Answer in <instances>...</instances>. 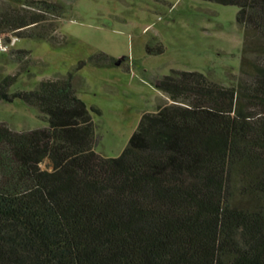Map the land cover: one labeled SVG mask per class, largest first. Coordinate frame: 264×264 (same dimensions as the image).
Segmentation results:
<instances>
[{"label": "trees", "instance_id": "16d2710c", "mask_svg": "<svg viewBox=\"0 0 264 264\" xmlns=\"http://www.w3.org/2000/svg\"><path fill=\"white\" fill-rule=\"evenodd\" d=\"M206 1L238 8L236 83L156 76L163 96L118 156L95 150L70 73L14 91L23 68L0 77V101L20 99L46 123L0 122V264H264V0ZM64 12L56 1L0 2V35L65 45ZM14 55L20 64L27 53ZM89 62L123 64L104 53Z\"/></svg>", "mask_w": 264, "mask_h": 264}, {"label": "rangeland", "instance_id": "374dc122", "mask_svg": "<svg viewBox=\"0 0 264 264\" xmlns=\"http://www.w3.org/2000/svg\"><path fill=\"white\" fill-rule=\"evenodd\" d=\"M12 1L16 0H0ZM47 1L65 6L58 32L67 43L52 46L3 34L5 39H19L10 52L0 54V77L23 68L11 87L14 91L31 90L42 79L70 73L77 96L92 115L98 136L95 150L100 154L118 156L141 115L155 110L163 96L153 84L156 76L197 70L226 86L238 79L242 28L236 22V6L206 0ZM155 41L163 45V53L147 54L146 43ZM15 50L27 53L20 64ZM99 53L123 64L89 62ZM0 122L16 131L46 126L20 99L0 101Z\"/></svg>", "mask_w": 264, "mask_h": 264}, {"label": "built area", "instance_id": "2783aa9c", "mask_svg": "<svg viewBox=\"0 0 264 264\" xmlns=\"http://www.w3.org/2000/svg\"><path fill=\"white\" fill-rule=\"evenodd\" d=\"M18 39L19 38L16 36L5 39L4 36L0 35V54L10 52L15 47V43Z\"/></svg>", "mask_w": 264, "mask_h": 264}]
</instances>
